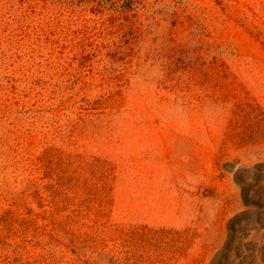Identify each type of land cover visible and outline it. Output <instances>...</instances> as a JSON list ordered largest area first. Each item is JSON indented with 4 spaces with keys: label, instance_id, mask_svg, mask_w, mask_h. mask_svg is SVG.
Listing matches in <instances>:
<instances>
[{
    "label": "rangeland",
    "instance_id": "1",
    "mask_svg": "<svg viewBox=\"0 0 264 264\" xmlns=\"http://www.w3.org/2000/svg\"><path fill=\"white\" fill-rule=\"evenodd\" d=\"M140 1L0 0V264H264V0Z\"/></svg>",
    "mask_w": 264,
    "mask_h": 264
},
{
    "label": "trees",
    "instance_id": "2",
    "mask_svg": "<svg viewBox=\"0 0 264 264\" xmlns=\"http://www.w3.org/2000/svg\"><path fill=\"white\" fill-rule=\"evenodd\" d=\"M95 8H98L100 11H108L110 14V17L113 19H123L127 21L125 18L126 15L130 12L137 11L141 7V1L140 0H89ZM123 24V23H122ZM142 24H135L131 23L129 25V30L133 31L135 33H138L141 31ZM169 42L172 43V45L169 48L168 54H166L165 60H162V69L164 71V78L170 79L173 81L176 79V85L183 84L187 81L186 74L190 73L191 71L196 70H203L206 66V61L200 54V51H198V48L196 46H189L188 43L184 39H180V42L176 44L175 39H173L172 34H170ZM176 44V45H174ZM175 54L171 55L170 53ZM176 55V56H175ZM216 63V62H215ZM72 159L68 158V168L67 172L70 173V180H73L76 172H83L85 169L86 171L91 170V164L93 165V162H96L100 164L101 166L96 165L97 172L100 173L101 177L107 178V162L106 160H99L98 158H95L93 162L84 160L83 157L80 155H75ZM75 160V161H74ZM99 169H98V168ZM71 169V170H70ZM72 187V186H71ZM98 188V187H97ZM61 192L64 189H60ZM101 190V207L105 208L106 204L109 200V193L107 192V184L104 182L103 186L100 188ZM83 200H81L82 203ZM81 207V206H80ZM76 210H73V214L75 215H83L82 208H79L76 206ZM74 236L77 238L81 236L79 233V230L73 229Z\"/></svg>",
    "mask_w": 264,
    "mask_h": 264
}]
</instances>
